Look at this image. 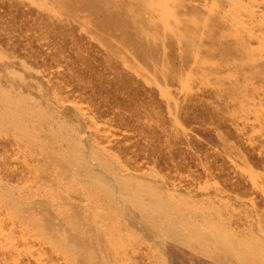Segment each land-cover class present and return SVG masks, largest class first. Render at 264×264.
I'll list each match as a JSON object with an SVG mask.
<instances>
[{
	"label": "rangeland",
	"instance_id": "374dc122",
	"mask_svg": "<svg viewBox=\"0 0 264 264\" xmlns=\"http://www.w3.org/2000/svg\"><path fill=\"white\" fill-rule=\"evenodd\" d=\"M209 219L264 254V0H0V264H185Z\"/></svg>",
	"mask_w": 264,
	"mask_h": 264
},
{
	"label": "crops",
	"instance_id": "0c3cea01",
	"mask_svg": "<svg viewBox=\"0 0 264 264\" xmlns=\"http://www.w3.org/2000/svg\"><path fill=\"white\" fill-rule=\"evenodd\" d=\"M217 220L221 219H209L190 232L179 231L168 242L169 255H184L185 264H193L199 257L209 258L208 264H264V254L243 233L226 224L219 227Z\"/></svg>",
	"mask_w": 264,
	"mask_h": 264
},
{
	"label": "built area",
	"instance_id": "2783aa9c",
	"mask_svg": "<svg viewBox=\"0 0 264 264\" xmlns=\"http://www.w3.org/2000/svg\"><path fill=\"white\" fill-rule=\"evenodd\" d=\"M193 264H203V263H201V262H194Z\"/></svg>",
	"mask_w": 264,
	"mask_h": 264
}]
</instances>
